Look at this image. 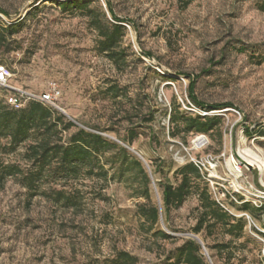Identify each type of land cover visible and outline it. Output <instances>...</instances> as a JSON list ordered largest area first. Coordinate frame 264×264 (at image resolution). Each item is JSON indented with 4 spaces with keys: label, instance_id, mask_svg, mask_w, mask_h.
<instances>
[{
    "label": "rangeland",
    "instance_id": "1",
    "mask_svg": "<svg viewBox=\"0 0 264 264\" xmlns=\"http://www.w3.org/2000/svg\"><path fill=\"white\" fill-rule=\"evenodd\" d=\"M57 1L0 0V9L10 15L0 13V28L17 24L16 35L0 47V66L11 73L8 85L39 97L56 83L61 91L58 107L82 127L106 131L109 139L126 135L130 125L122 118L129 112L134 126L144 125L131 148L150 167L154 201L161 198L164 177L174 182V171L195 160L214 199L247 221L244 236L233 245V263L264 264V178L257 169L244 167L239 177L232 172V165H238L231 162L242 147L264 154V0H110L118 17L130 23L123 42L129 58L121 71L97 54V35L87 17L61 11ZM95 6L111 22L107 0H95ZM187 75L200 76L195 95L201 102L235 108L209 113L220 119L216 131L190 136L189 147L169 135L174 97L187 114H207L190 105ZM109 80L128 93L118 104L105 99ZM149 112L155 114L150 125L145 124ZM150 126L157 134L153 149ZM198 137L204 138L200 148L194 145ZM22 151L0 158L24 165ZM73 188L78 207L67 210L45 197L29 199L14 179L0 184V264H104L115 247L137 256L139 264H155L162 254L158 245L170 250L193 234L194 196L172 212L169 224L161 222L176 242L156 245L137 216V206L145 200L135 197L125 179H80ZM198 237L210 262L223 264L214 246L224 238Z\"/></svg>",
    "mask_w": 264,
    "mask_h": 264
},
{
    "label": "trees",
    "instance_id": "2",
    "mask_svg": "<svg viewBox=\"0 0 264 264\" xmlns=\"http://www.w3.org/2000/svg\"><path fill=\"white\" fill-rule=\"evenodd\" d=\"M94 2L95 0L57 1L61 11L80 12L87 17L90 28L97 35V54L121 71L126 67L129 58L123 42L127 36V25L130 23L118 17L110 0H107L106 9L111 16V22L100 6L92 7ZM260 10L264 12V3L260 5ZM0 13L10 17L3 9H0ZM16 26L17 24H8L0 28V47L16 35ZM144 55L152 57L150 53ZM185 77L190 81L188 95L193 107L203 113L235 109L231 104L207 105L201 102L195 95L196 83L200 76ZM108 83L109 86L104 90L106 100L118 104L120 99L128 97V93L119 84L112 80ZM0 90L5 92L0 95V157L18 154L23 147L19 156L24 163L22 165L0 158V184L14 179L26 190L29 199L45 197L56 205L71 210L78 207L73 183L80 179L101 183L125 179L126 183L134 187L135 197L145 200V203L138 204L137 216L141 220L144 233L154 238L156 245L158 241L176 242L173 236L161 229V222L164 220L169 224L172 212L182 208L185 202L194 196L198 206L195 209L193 235H205L206 238L221 235L224 242L216 244L214 249L223 257V264H234L237 254L233 245L244 236L247 221L222 208L211 193L203 169L200 170L194 162H187L175 170L174 182L164 177L159 183L160 203L155 202L151 189L154 181L149 165L147 164L148 168L128 149H133L132 144L142 135L139 129L144 128V125L134 126L129 112L122 118L130 125L126 129V135L113 140L105 137L103 133L106 131L89 126L82 127L71 118L68 120L67 116L56 109L35 100H29L19 108L13 107L8 104L7 99L16 93L5 88ZM154 121L155 114L149 112L145 124L150 125ZM219 123L217 116L187 114L174 97L169 115V135L172 138H181L185 147H189L190 136H212ZM149 131L150 146L153 149L157 134L152 126ZM245 131L250 137V129L245 128ZM156 170L164 175L162 165H157ZM245 209L253 213L249 205H246ZM158 246L162 254H159V261L155 264H212L210 257L203 253L202 246L191 238L183 239L182 244L170 250ZM139 261L137 256L115 247L112 257L105 259L103 263L139 264Z\"/></svg>",
    "mask_w": 264,
    "mask_h": 264
},
{
    "label": "built area",
    "instance_id": "3",
    "mask_svg": "<svg viewBox=\"0 0 264 264\" xmlns=\"http://www.w3.org/2000/svg\"><path fill=\"white\" fill-rule=\"evenodd\" d=\"M10 78H11V73L7 69V67L0 66V88L9 89V90H12L16 93L15 95H12L7 99V102L9 105L16 107V108H19V107L23 106L27 101L35 100V101L43 103L44 105H46L48 107H51V108L56 109V110H60V108L57 105V100L61 96V91H60V88L58 87V85L56 83H51L49 91L47 93L42 94L41 96L37 97V96H34V95L29 94L27 92H24L22 90H17V89L12 88L11 86H9L8 82H9ZM181 103H182L183 107L185 109H187V107L185 106V104L182 100H181ZM205 115H209V113H207ZM192 162H194L200 168V170H202V166L200 163L196 162L195 160H192ZM216 201L222 206V208H224L227 212H229L231 214V212L228 210V208L226 206L221 204L218 200H216ZM247 218H248V221L251 223L252 222L251 218L249 216H247Z\"/></svg>",
    "mask_w": 264,
    "mask_h": 264
},
{
    "label": "bare ground",
    "instance_id": "4",
    "mask_svg": "<svg viewBox=\"0 0 264 264\" xmlns=\"http://www.w3.org/2000/svg\"><path fill=\"white\" fill-rule=\"evenodd\" d=\"M204 138L198 137L194 140V145L199 147L200 144L202 145ZM200 148V147H199ZM135 155L140 159L143 156L140 153L135 152ZM144 159V158H143ZM232 164H237L238 167L232 165V172L234 171L237 173L239 177L242 175V167L249 170L248 166L255 168L259 171L260 177L264 178V154L259 149L254 147V149L248 147H242L238 149L236 153V158L231 160ZM242 163V164H241Z\"/></svg>",
    "mask_w": 264,
    "mask_h": 264
},
{
    "label": "water",
    "instance_id": "5",
    "mask_svg": "<svg viewBox=\"0 0 264 264\" xmlns=\"http://www.w3.org/2000/svg\"><path fill=\"white\" fill-rule=\"evenodd\" d=\"M62 114H64L65 116H67L68 118H70L63 110H59ZM229 112V111H228ZM72 120V119H71ZM73 122H75L74 120H72ZM113 140H115L114 138H112ZM126 148H128L127 146H125ZM129 150H131L134 154H135V151L133 150V149H130V148H128ZM140 160L148 167V165H147V163H146V160L145 159H143V158H140ZM249 168H252L251 166H248ZM149 168V167H148ZM152 178V177H151ZM153 179V178H152ZM159 203H160V198H159ZM188 237L189 238H191V239H193V240H195V241H197L201 246H202V248H203V251H204V254H205V256H207L208 257V252H207V250H206V248L204 247V245H203V242L201 241V239L198 237V236H196V235H193V234H188Z\"/></svg>",
    "mask_w": 264,
    "mask_h": 264
}]
</instances>
